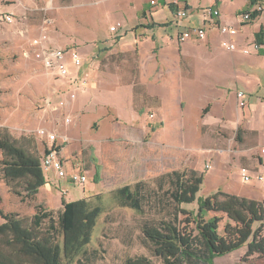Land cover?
Instances as JSON below:
<instances>
[{
    "label": "crops",
    "instance_id": "crops-1",
    "mask_svg": "<svg viewBox=\"0 0 264 264\" xmlns=\"http://www.w3.org/2000/svg\"><path fill=\"white\" fill-rule=\"evenodd\" d=\"M125 2L127 10L116 22L122 23L117 31H111L115 25L111 23L104 37L95 33L77 39L59 25L61 31L51 40L58 47L77 48L83 57L80 68H70L73 83L67 78H54L63 90L77 92L76 98L68 101L71 121L63 123V132L74 142H81V136L88 137L110 184L126 181L124 185H129L128 181L158 175L184 158L204 174L203 183L212 190L208 195L221 190L264 200V188L256 180V174H264V156L260 153L264 147V0L219 3V21L235 26L236 36L223 35L207 19L205 38L185 40H181V33L201 25L205 19L201 9L216 0H186L189 15L180 22L164 0ZM74 5L70 0L69 8ZM255 5L263 9L250 23H241L239 14ZM69 8L61 9L57 17L62 13L68 16ZM6 9L21 7L7 5ZM80 12L88 14V10ZM227 39L234 41L236 50L222 45ZM85 42H89L87 47L80 46ZM253 43L260 49L244 53L243 49ZM123 62L128 64V72L135 73L123 72ZM83 78L85 84L81 83ZM239 91L244 92L245 106L239 104ZM65 95L55 96L63 99ZM220 134H236L238 138L231 137L226 146L221 145L225 140L209 142ZM118 137L130 143L126 153L114 152L113 141ZM74 149L65 144L62 148L64 166L66 170L71 167L68 173L76 169L67 158ZM205 160L206 167L210 165L206 171ZM241 167L249 170L250 180H244ZM45 177L40 197L50 205L57 204L54 187L61 190L65 182L62 184L54 170ZM60 200L63 206V197Z\"/></svg>",
    "mask_w": 264,
    "mask_h": 264
},
{
    "label": "rangeland",
    "instance_id": "rangeland-1",
    "mask_svg": "<svg viewBox=\"0 0 264 264\" xmlns=\"http://www.w3.org/2000/svg\"><path fill=\"white\" fill-rule=\"evenodd\" d=\"M84 1L73 0L75 5L70 8L68 6L70 0H25V2L23 0H3L0 5V137L8 133L18 145L41 158L50 143L38 134L39 128L45 127L57 132L59 136L65 135L69 140L65 145L76 149L72 151L71 156L67 157L70 158L68 161L74 167H81L89 176L84 186L64 184L68 190L66 195L55 185L58 202L50 205L46 202L47 199H41L40 192L33 198L26 197L24 178L12 181L4 177L2 164L4 157L0 152V211L16 213L26 225L30 226L34 214L41 206L48 210L58 211L62 208L61 197H65L66 201H75L101 194V203L93 199V204L102 205L103 212L98 218L91 242L72 263L68 264H123L127 257L140 255L148 256L153 261L159 262L152 255L150 246L142 234V223L147 215L122 206L114 198V188L127 182L120 181L112 184L107 182L104 175L106 169L103 165L98 166L95 151L91 142L87 140L88 137L81 136V142H74L69 134L63 132L62 125L65 123V118H71L70 103H68L69 89L63 90L59 87L57 79L46 72L32 53L31 42L40 34L44 25L53 41L56 33L61 31L59 25L62 31L77 39L89 38L95 33L104 37L107 31H110L111 23L116 24L124 17L127 10L125 0H97L89 4H85ZM7 5L19 6L21 9H6ZM67 8H69L68 16L62 13L57 17L61 9L65 11ZM84 10H88V14L80 12ZM5 14H12L13 21L8 22L1 19ZM45 21H49V24H45ZM137 28L139 26L135 27ZM113 39L117 42L118 37L114 34ZM88 45L89 42L80 44L83 47ZM124 63L122 64L123 72L129 75L135 73L128 72L127 68L125 69L128 64ZM57 93L67 95L63 96V99H56ZM51 97L52 101L49 99ZM64 100L67 103L62 105L61 102ZM231 137L236 140L238 135L220 134L212 136L209 142H215V139L225 140V143L221 142V145L226 146ZM191 142L195 144L194 141ZM113 144L116 147L114 152L126 153L131 147L128 140L121 137L116 138ZM186 161L184 158L177 159V163L167 168L168 171L142 180L149 181L175 169H193L192 163H186ZM206 164L207 160L203 165L205 171L207 170ZM67 170L71 171V167ZM128 183L136 182L132 180ZM209 188L208 183H203L199 196H207L209 191H212ZM182 206L193 210L197 208V202ZM3 221L0 215V224ZM47 225L48 221H45L43 224L45 229ZM246 250L245 246L217 257L214 264H264V256L260 255H253L244 260Z\"/></svg>",
    "mask_w": 264,
    "mask_h": 264
},
{
    "label": "trees",
    "instance_id": "trees-1",
    "mask_svg": "<svg viewBox=\"0 0 264 264\" xmlns=\"http://www.w3.org/2000/svg\"><path fill=\"white\" fill-rule=\"evenodd\" d=\"M0 152L4 177L12 181L24 178L26 197L33 198L46 183L40 157L18 145L8 133L0 137ZM203 182V173L185 168L114 190V198L122 206L147 215L142 234L159 260L140 255L127 257L123 264H214L215 258L245 246L244 260L264 256V200L221 190L199 196ZM93 199L101 203L102 196L75 201L63 197L58 211L41 206L30 226L18 214L0 211L4 219L0 264L72 263L91 242L103 212ZM194 202L196 209L182 206Z\"/></svg>",
    "mask_w": 264,
    "mask_h": 264
},
{
    "label": "built area",
    "instance_id": "built-area-1",
    "mask_svg": "<svg viewBox=\"0 0 264 264\" xmlns=\"http://www.w3.org/2000/svg\"><path fill=\"white\" fill-rule=\"evenodd\" d=\"M164 1L172 7L178 22L188 17L189 9L188 5L186 4V0ZM221 1L222 0H216L215 4L202 8L201 11L205 16V19L203 20L201 25L194 28H188L187 30L183 31L181 33V40L191 39L192 37H197L200 39L205 38L207 34L208 20H210L209 22L217 25L223 35H227L230 38L236 36L238 33V29L235 26L223 24L219 21V3ZM154 2L155 1H152V3ZM262 9L263 7L261 5H255L253 8L241 12L239 14V19L241 23H250L254 19L253 14ZM13 18L14 16L12 14L4 15V19L8 22L13 21ZM44 23L49 24V21H45ZM121 26L122 23L118 22L111 27V31L115 32ZM47 31V27L44 25L40 34L35 37L31 42V46L33 49L32 53L34 55V58L46 70L47 73L53 76V78H67L69 80V83H73L72 79L70 78V68L71 66L80 68L83 64V57L75 47L62 48L54 45ZM222 45L229 50L237 49V45L234 43V41H231L230 39L224 40ZM260 47L261 46L258 43H253L248 48L243 49V52L248 54L251 51L259 50ZM81 83L85 84L86 80H84L83 78L81 80ZM76 96L77 92L75 89L69 91L70 99H75ZM244 97V92L239 91L238 98L240 106L246 105ZM65 102L67 103V101L64 100L61 102V104L64 105ZM70 121V117L65 118V123H69ZM38 134L42 138H45L48 143H50V146L40 158L41 167L44 173L54 170L58 179L62 181V184L65 182V184L68 185L84 186L85 183L88 181L87 172L84 171L81 167L77 166L74 171L68 173L64 166L61 152L63 145L69 141L68 137L65 135L59 136L57 132L45 127L39 128ZM229 150L233 151L232 148H230ZM260 153L264 156V147L260 149ZM209 167L210 165L208 164L207 168ZM240 171L244 180L248 181L251 179L250 172L246 167H241ZM256 180L264 188V174H256ZM61 192L66 195L68 190L66 187H63L61 189Z\"/></svg>",
    "mask_w": 264,
    "mask_h": 264
}]
</instances>
